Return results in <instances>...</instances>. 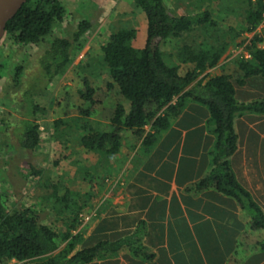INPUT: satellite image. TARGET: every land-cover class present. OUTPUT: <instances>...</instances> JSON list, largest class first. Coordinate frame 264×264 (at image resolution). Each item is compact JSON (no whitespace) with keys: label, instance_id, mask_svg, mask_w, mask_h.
<instances>
[{"label":"trees","instance_id":"16d2710c","mask_svg":"<svg viewBox=\"0 0 264 264\" xmlns=\"http://www.w3.org/2000/svg\"><path fill=\"white\" fill-rule=\"evenodd\" d=\"M133 2L145 17L143 43H135L134 29L119 28L100 45V62L111 78L106 86L115 85L122 98V102L115 104L106 129L79 123L75 118L71 120L73 124L68 119L58 118L52 121L55 133L62 123L67 130L75 127L73 138L81 148L112 156L121 146L122 134L130 132L141 139L144 148H148L157 132L167 128L169 120L180 113L188 101L201 104L208 111L209 128L216 139L209 153L211 170L197 186H212L232 197L249 216L250 228L264 230L263 210L236 181L229 165L237 139L233 120L245 113L264 114V98L246 102L235 98L236 85L243 84L247 79L264 82V27L256 31L264 19V0H244L243 23L227 40L221 29L215 35H212L213 32L206 35L217 27L211 11L176 15L168 9L164 0ZM66 16L61 0H27L5 26V38L23 47L48 43L37 58L39 72L31 77L26 71L28 67L22 62L15 63L8 83L13 92L3 94L9 106L0 118V131L6 132L13 125L9 120L11 109L20 112L15 137L18 145L27 150H34L40 140V127L34 120L40 111L36 101L38 91L44 93L49 88L48 84L64 73L71 63L73 44H77L76 50L80 49L79 40L90 28L87 19H80L71 40L51 36L54 26ZM243 32L253 35L242 37L237 42ZM200 36L203 40L198 42ZM207 36L211 40H207ZM182 37L183 42L175 50L176 60L189 63L192 68L180 75L178 65L165 62L160 46L169 38ZM240 45H244L249 57L238 60L228 74L219 65L221 58L230 46ZM2 71L3 66L0 65V79L4 78ZM82 86L78 95L92 106L95 102L92 98L94 89L86 78H83ZM19 94L21 100H17ZM78 113L87 116L91 110L80 108ZM147 124L153 131L145 132ZM66 134L69 135L68 132ZM62 142L67 143L68 136ZM55 205H60L57 213L68 216L64 222L66 230L61 237L65 244L57 252L58 235L41 220L37 211L30 207L9 211L0 200V264L11 260L36 261V264H88L114 256L123 247H128L135 256L143 253L139 244L140 224L131 235L111 241L105 238L78 248L83 235L74 231L80 222L79 212L83 204L72 199L69 201L68 197H58Z\"/></svg>","mask_w":264,"mask_h":264},{"label":"rangeland","instance_id":"374dc122","mask_svg":"<svg viewBox=\"0 0 264 264\" xmlns=\"http://www.w3.org/2000/svg\"><path fill=\"white\" fill-rule=\"evenodd\" d=\"M61 1L67 16L54 26L51 36L71 40L80 19H87L90 28L79 40L80 49L76 50L77 44H73L71 63L64 73L55 77L44 93L38 91L36 101L40 111L34 120L40 127L39 144L34 150H27L18 145L15 134L16 128H19L17 122L21 113L15 109H11L9 118L13 125L9 126L6 132L0 131V200L9 211L26 207L37 211L41 220L58 235L56 252L65 244L61 237L66 230L64 222L68 218L66 213H57V207L60 205H55V199L58 197H68L69 201L72 199L78 204H83L79 212L80 222L74 231L83 235V241L78 248L92 245L101 239L113 238L125 231L124 225H131L122 221L124 199L127 197L132 200L135 195L132 190L127 189L129 187L123 180V171L126 164H129L130 156L141 149L140 138L131 136L130 133L122 134L118 152L105 156L81 148L73 138L75 127L67 130L66 125L62 123L57 127V135H54L56 133L52 121L58 118L68 119L73 124L71 120L75 118L79 123H89L106 129L115 104L122 102V98L115 85L112 84L110 88L106 86L107 82H111V78L100 62V45L112 31L119 28L134 29L137 45L143 43L145 37V17L135 7L133 0ZM164 3L176 15L211 11L217 27L206 35H211L212 32V35H215L217 30L221 29L226 40L240 28L244 19V0H164ZM263 27L264 19L256 31ZM252 35L253 33L243 32L236 41L242 37L250 38ZM183 38H169L160 46L165 62L168 65H178L180 74L188 69L189 64L176 60L175 50L183 42ZM209 39L211 40V37L207 36V40ZM202 40V36L197 38L198 42ZM41 45L23 47L5 36L0 40V65L4 70V78L0 79V118L9 106L6 105L3 94L13 92L11 84L8 83L14 64L22 62L28 67L27 73L33 77L39 72L37 58L48 43ZM245 54H248V51L244 45L230 46L220 63L230 73ZM83 78H86L94 89L92 98L95 102L92 106L78 95V91L83 89ZM19 98L20 94L17 100ZM80 108H89L90 115H80ZM206 112L204 110V117H209ZM149 126L147 124L144 129ZM67 136L68 142L63 143L62 140ZM131 160L134 161V158ZM6 264H36V261L11 260ZM90 264L97 263L95 261Z\"/></svg>","mask_w":264,"mask_h":264},{"label":"crops","instance_id":"0c3cea01","mask_svg":"<svg viewBox=\"0 0 264 264\" xmlns=\"http://www.w3.org/2000/svg\"><path fill=\"white\" fill-rule=\"evenodd\" d=\"M263 93L261 79L235 86L239 102L264 98ZM186 105L157 132L150 147L140 141L141 149L123 171L125 185L135 195L124 199L122 221L131 225L109 240L131 235L140 224L143 253L135 256L123 247L114 256L90 263L264 264V230L250 228L249 216L232 197L212 186H197L211 170L209 153L216 136L203 115L206 107L193 101ZM232 126L237 139L229 159L231 171L264 212V114L245 113ZM148 131H153L151 126Z\"/></svg>","mask_w":264,"mask_h":264},{"label":"water","instance_id":"95a60500","mask_svg":"<svg viewBox=\"0 0 264 264\" xmlns=\"http://www.w3.org/2000/svg\"><path fill=\"white\" fill-rule=\"evenodd\" d=\"M27 0H0V40L5 35V26Z\"/></svg>","mask_w":264,"mask_h":264},{"label":"built area","instance_id":"2783aa9c","mask_svg":"<svg viewBox=\"0 0 264 264\" xmlns=\"http://www.w3.org/2000/svg\"><path fill=\"white\" fill-rule=\"evenodd\" d=\"M245 57L248 58L249 57V54H245Z\"/></svg>","mask_w":264,"mask_h":264}]
</instances>
